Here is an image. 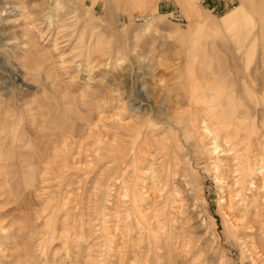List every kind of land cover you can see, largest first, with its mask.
I'll use <instances>...</instances> for the list:
<instances>
[{"label":"rangeland","instance_id":"1","mask_svg":"<svg viewBox=\"0 0 264 264\" xmlns=\"http://www.w3.org/2000/svg\"><path fill=\"white\" fill-rule=\"evenodd\" d=\"M3 6L0 102L14 104L6 118H30L41 139L49 131L33 121L86 123L78 136L58 128L66 165L56 157L33 167L35 258L23 254L27 230L9 222L0 264H264V238L237 231L226 214L230 205L241 220L247 194L234 169L264 152V0L222 13L200 0ZM15 134L12 149L27 156L29 138L6 139ZM213 140L224 155L207 150ZM2 197L0 210H10Z\"/></svg>","mask_w":264,"mask_h":264},{"label":"bare ground","instance_id":"2","mask_svg":"<svg viewBox=\"0 0 264 264\" xmlns=\"http://www.w3.org/2000/svg\"><path fill=\"white\" fill-rule=\"evenodd\" d=\"M0 9L3 11L6 9V7L3 6ZM236 15H237L236 12L230 13V16H228L223 23H225V22H226V24L232 23L233 19L235 17H237ZM12 99L13 98H8V100H6V101L4 100V101L0 102V175H2V176L4 175L3 181L0 183V189H1L0 196L3 195V197L5 199L4 201H6L7 203L13 204V206L10 210H7V211L0 210V252L4 251V248H1V246L2 245L4 246L6 244L4 242L5 239L10 237L9 235H7L5 233V227H4L5 224L10 222V225L17 224L18 229L24 228L27 230L26 231L27 241H25V243H24L23 254L32 259L35 257L33 256V254H31V250H30L31 246H29L28 238L33 233V227H34V225H33L34 219L33 218H35V217H34V212L32 209L35 206L34 200L36 199L37 192H38L37 191L38 187L36 184V178H35V174H34L35 172L33 171V167H34V165L38 164V161L41 158L42 159L48 158L49 160L48 159L47 160L52 163L56 159V157L59 158V161L61 164L66 165V163L68 161L67 160L68 159V152H67V144L68 143L66 140L67 137L64 135L61 136L60 135L61 133L59 134L58 128H62L65 132L76 133L78 136V134L82 131V129L84 127V123H86V122L85 121L82 122L81 120L80 121L77 120L78 122H72V123L68 124L65 121L66 119L63 117L61 118V120L50 121V123L46 119V123H41V124L40 123L38 124L32 120L34 125L36 124V127H37V125H39V127H41V128L47 127L46 129H47V131H49V133L48 134L46 133L44 135V138L41 139L38 136L36 131L31 130L29 128L30 124H31V121L29 120L30 118L24 119L23 115H19V116L17 115L16 119H13V120H10V119L8 120V118H6V116H7L6 110L14 107ZM212 109H214V108L212 107ZM78 113H77V115H78ZM31 115H32V117H35V118L38 117V116H36L37 115L36 113H31L30 116ZM61 115H62V113H61ZM229 119H230V117H229ZM232 119H234V118H232ZM73 120H75V119H73ZM220 122H221V120H219V121L217 120V123L220 124ZM19 123L20 124L22 123V125H23L22 128H20V129L18 128ZM200 123L202 124L201 128H202V131L204 132L205 135H213L211 132L212 130H210V128L208 127L205 120H202ZM220 125L222 126V124H220ZM219 126H216V127H218V131L221 129V126L220 127ZM246 127H247V125H246ZM8 131H14V133H16V132L19 133V131H21L22 133L27 135V137L29 138L28 147H30V151L27 154V156H23V153H19L18 150L15 151L14 149H12L13 145H15V147H17L16 144H18V142L20 140L17 136L18 134H15L14 140L9 141L8 139H6V134ZM216 133L218 134V132H216ZM49 135H53L57 138L59 137V139H60L59 141L61 143L60 149L57 148V145H59L57 142L49 139L50 138ZM70 137H72V136H70ZM215 138L216 137H212V139H214V140H215ZM214 140L211 142L212 144L207 150L208 151L210 150V152L212 154L221 152L220 155H224L225 150L219 148L218 144ZM80 141H82V140H80ZM68 142H70V141H68ZM7 145H8V150L5 149V146H7ZM51 148L54 149L52 151L53 153H51V151H50ZM48 153H51L53 157L52 158L50 157L51 154H49L50 156H48ZM99 156H100L99 154L96 155V157H98V158H99ZM258 156H259V158L256 160L255 165L250 166L247 162L248 161V158H247L245 161L241 162L242 166L236 167V169H234L235 175H239V180H240V182L238 183L240 185V191L239 192H242V190H244V191H247V194H248V196H247V194H244L242 199H241L243 201L242 219L238 220L235 213L233 212L234 210L232 209V206H230V205L227 207L228 213H226V214L229 217V219L231 220L233 226L237 229V231L247 229L249 232H253L257 237H260L263 239L264 238V165H263L264 164V152H262ZM23 161H25V162L28 161L30 163L25 164L26 166H24V165L20 166L21 162H23ZM220 161H221V159H220ZM53 164H52V166H50V168L53 167ZM50 170H53V168ZM257 180H259L258 183H257ZM246 182H247V184H246ZM133 197H134L133 198L134 202L138 203L139 201L142 200L139 197V195H133ZM134 202H132V203H134ZM16 211H20L22 213L20 219L16 216ZM35 211H36V209H35ZM144 216L145 215L143 214L142 217L144 218ZM18 220H21V223L17 222ZM147 220H146V223L148 222ZM148 225H150L151 227L150 226L149 227L153 229L152 225H154V224L151 225L150 223H148ZM79 226H80V230H82V231H84L85 229L88 230V228H85L83 221L79 223ZM87 227H89V226H87ZM167 247H168V245H167ZM166 251L168 253L170 252L168 250H166ZM34 252H36V251H34ZM262 255L264 257V252L262 253ZM169 258H170V256H169ZM262 261H264V260H262ZM170 262L172 264V261H170ZM175 262H176V260H175ZM175 264H177V263H175Z\"/></svg>","mask_w":264,"mask_h":264},{"label":"crops","instance_id":"3","mask_svg":"<svg viewBox=\"0 0 264 264\" xmlns=\"http://www.w3.org/2000/svg\"><path fill=\"white\" fill-rule=\"evenodd\" d=\"M236 0H200V3L208 7L210 10L218 13L226 11ZM146 0H138V3L144 4Z\"/></svg>","mask_w":264,"mask_h":264}]
</instances>
